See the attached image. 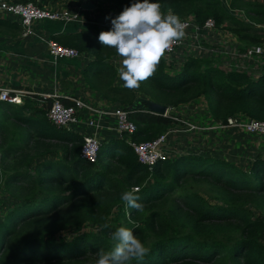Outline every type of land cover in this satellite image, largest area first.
<instances>
[{
	"label": "trees",
	"instance_id": "1",
	"mask_svg": "<svg viewBox=\"0 0 264 264\" xmlns=\"http://www.w3.org/2000/svg\"><path fill=\"white\" fill-rule=\"evenodd\" d=\"M110 1L122 11L132 3ZM154 2L164 13L193 15L199 25L210 17L216 27L231 30L243 42H264V0ZM237 9L245 19L232 11ZM19 27L0 17V31ZM51 37L92 56L83 68L84 79L125 107L136 124L130 134L136 141L152 139L179 122L171 112L137 106V91L166 106L203 97L216 122L236 113L264 119V72L254 77L242 69L226 70L209 57L189 56L171 74L161 57L155 74L139 89L129 90L115 84L117 70L108 59L116 51L103 47L99 35L73 31ZM28 96L22 103L0 99V185L16 200L0 220V264H84L93 255L98 258L101 249L111 251L110 234L122 226L133 227L130 221L139 225L134 234L150 249L143 261L132 264H264L262 155L249 159L245 168L191 151L160 157L149 168L137 159L123 133L101 142L96 161L90 162L79 154L82 133L47 119L53 97ZM135 186L143 211L128 208L120 199ZM115 207L119 227L117 215L110 220ZM86 223L97 229L56 238Z\"/></svg>",
	"mask_w": 264,
	"mask_h": 264
},
{
	"label": "crops",
	"instance_id": "2",
	"mask_svg": "<svg viewBox=\"0 0 264 264\" xmlns=\"http://www.w3.org/2000/svg\"><path fill=\"white\" fill-rule=\"evenodd\" d=\"M87 0H43L42 5H46L54 8L70 7L79 11L82 20H72L68 22H61L58 20L41 19L36 21L35 30L36 34L23 36L21 34V26L16 19L10 14L0 15L2 18H7L12 22L19 24V31H0V88L9 87L16 88L23 92V96L32 94H38L39 96L47 97L57 94L58 96H74L83 98L89 104L96 107H112L118 103L112 102L105 98L100 92L86 82L83 76V68L87 64L88 60L92 58L89 53H80L78 56L59 57L52 58L47 51V45L40 36L45 35L51 37V34L55 33H67L73 31H82L90 35H99L101 31H108L111 29V18L118 16L122 10L119 6L110 0H93L94 7L83 8L82 4ZM238 14L237 10H232ZM168 12H166L167 14ZM239 15V14H238ZM218 28L211 32L199 33V37L205 39V41L221 39L222 31L216 34ZM235 34V33H234ZM214 39V40H213ZM242 44V42L240 41ZM263 42L259 44L264 48ZM245 44H247L245 42ZM244 44V45H245ZM211 49V48H209ZM242 51V49H238ZM215 50H210L214 54ZM113 54L108 60L111 62ZM198 55H201L198 54ZM237 56H233L231 53V60L235 58L233 63L231 60H219L217 61L219 66L228 69H242L249 72L252 76L257 77L264 72V52L259 55H253L250 58H243L236 53ZM209 56L208 51L205 55ZM212 57H214L212 55ZM173 62V61H172ZM240 64L241 67H237ZM225 69V68H224ZM115 84L123 86L124 83L118 75V70L115 77ZM22 85L23 87H18ZM28 86L29 89L24 86ZM137 94V106H140L145 100L141 96H146L143 92H136ZM28 96V97H29ZM64 96V97H65ZM33 97V96H32ZM35 98V97H34ZM199 99V100H198ZM201 97L194 99L190 103H182L173 107L172 111L179 114L180 122L176 123L170 129H173L170 135H167L166 141L163 144L164 154L166 156H174L171 151L173 147L177 146V143L182 140V132L188 131L186 134L196 135L191 137L190 141L199 143L198 147L203 151L205 147L209 149L208 155L212 154L216 157H222L224 152H230L234 147L239 156L243 151L253 150L249 157H253L255 154L264 152V134L251 133L244 128H239L233 125L209 127L214 123L211 118L207 104L205 108L201 106L203 114L207 113L206 120H202L198 114L197 103L199 105ZM34 100V99H33ZM206 103V102H205ZM189 107L186 112L184 109ZM81 111L80 122L72 125V129L81 132H91L92 126L87 125L84 121L93 115V110H86L83 113ZM239 116H246L243 113H236ZM186 125L181 133L175 135L176 125ZM189 124H197L202 126L200 129H190ZM192 131H195L193 133ZM96 135L101 142L110 140L115 137H121L122 134L118 132L115 127V119L111 115H103L100 120V125L97 127ZM187 136V135H186ZM218 145L216 148L212 147ZM248 145L247 148H244ZM221 146L223 149H218ZM191 148L188 144L185 148ZM228 149V150H227ZM221 150V151H219ZM236 150L234 151L236 153ZM176 153H184V151H175ZM189 152V151H185ZM197 152V151H196ZM264 154V153H263ZM234 155V154H232Z\"/></svg>",
	"mask_w": 264,
	"mask_h": 264
},
{
	"label": "built area",
	"instance_id": "3",
	"mask_svg": "<svg viewBox=\"0 0 264 264\" xmlns=\"http://www.w3.org/2000/svg\"><path fill=\"white\" fill-rule=\"evenodd\" d=\"M10 14L21 26V34L23 36L36 34L35 23L41 19L58 20L61 22H68L72 20H82L79 11L75 8L61 7L54 8L46 5H40L33 1H21V0H0V15ZM182 22L187 25L185 37L172 45L170 50H167L163 57L169 60L176 50L188 48L189 52L194 51L193 56H203V52H207L213 49H209L203 44V40L199 37V33L211 32L215 30L216 25L212 18H207L202 25L197 24L193 15H188L181 18ZM112 27V25L110 24ZM40 38L45 41L47 45V51L52 58L59 57L78 56L80 52L75 47L61 44L52 37H46L41 35ZM196 52L201 55L196 54ZM264 52V48L260 44L247 43L242 47V51L237 50L236 53L243 58H250L253 55H259ZM210 57V56H205ZM170 61V60H169ZM168 63V62H167ZM22 91L16 88L1 87L0 99H4L10 102L22 103L21 99ZM65 96V95H62ZM52 102L46 107L47 119L57 126H63L72 129L73 124L80 122L81 111L88 109L93 110V115L85 119V123L93 127L91 132L82 133V143L80 147V156L90 162H95L98 156V150L101 144L99 137L96 135L97 127L100 125V120L103 115H111L115 119V127L121 134H127V142L132 147L137 159L147 165L149 168L160 157L165 156L163 150V144L166 141L167 133L169 130H165L158 134L156 137L148 140L136 141L130 137L136 129V124L128 118V113L125 107L122 105H116L112 107H96L86 102L83 98L74 96H65L71 103L63 102L57 94L52 95ZM41 101V100H40ZM173 107L167 105L163 114L173 113L174 117L180 122V116L172 111ZM82 112V113H83ZM156 112V111H155ZM160 113V112H158ZM233 125L239 128H244L251 133L264 134V119H254L248 116H239L237 114L230 115L226 118V122H216L209 127L227 126ZM190 129H200L202 126L197 124H189ZM170 129V128H169ZM264 153V152H263ZM264 160V154H262ZM137 186H135L136 188ZM262 235L264 240V226L262 229Z\"/></svg>",
	"mask_w": 264,
	"mask_h": 264
},
{
	"label": "clouds",
	"instance_id": "4",
	"mask_svg": "<svg viewBox=\"0 0 264 264\" xmlns=\"http://www.w3.org/2000/svg\"><path fill=\"white\" fill-rule=\"evenodd\" d=\"M109 18L112 27L101 31L98 40L122 57L119 77L129 90L139 89L152 77L165 52L186 35L187 25L181 18L171 11L164 13L162 5L154 0H132L118 16ZM137 192L136 188L125 191L120 199L128 208L143 211ZM130 222L133 227L122 226L110 234L113 247L111 251L99 250L96 264H132L149 254L150 249L134 234L139 225Z\"/></svg>",
	"mask_w": 264,
	"mask_h": 264
},
{
	"label": "rangeland",
	"instance_id": "5",
	"mask_svg": "<svg viewBox=\"0 0 264 264\" xmlns=\"http://www.w3.org/2000/svg\"><path fill=\"white\" fill-rule=\"evenodd\" d=\"M223 1L225 2V4H228V2H229V0H223ZM238 14H239V17L245 19V13L242 10H239ZM219 31H222V37H221L222 40L218 39V40H215L214 42H212V40L205 41V39L203 38V44L206 47L215 50L214 54H213V52H210V51H208V54L210 56L209 58L212 59L213 64L218 65V66H219V64H218L217 61H219V60H231V53H232L233 56H237L236 55L237 50L238 49H242V47L245 44V42L241 41L237 37V35L234 34V32H232L231 30H228L226 28L218 27V30L216 31L217 35H218ZM240 41L242 42V44L240 43ZM262 44L264 45V42ZM200 53L196 52V54H200ZM194 54H195L194 51L189 52L188 48L185 47L183 49L176 50V52H174L173 55L170 56V58H169L170 61L166 60L162 56L164 58V60H166V62H168L167 66H166V70L168 72H170L171 74L177 73L180 70V67H181L182 63L184 62V60L187 57H189V56H193ZM203 55H205V52H203ZM212 55L214 57H212ZM235 60H239V59L235 58ZM235 60L232 59L231 61L233 63H235L236 62ZM111 63L116 67V70H118V75H119V69H120L121 64H122V57H120L119 55L113 56V58L111 60ZM237 67H241V65L239 64ZM224 68L226 70H229L228 67H224ZM121 82H123V81L121 80ZM21 87H23V86H21ZM23 98H25V97L23 96V92H22V95H21L22 101H23ZM141 98L144 99V100H153L148 95H146L144 97L141 96ZM200 101L201 102H199V105L197 103V106H199V108H197V111H198V114L200 115V118H202V120H206L207 113L203 114V111L201 109V106H203L204 108L206 107L205 106L206 103H205V100H204L203 97H201ZM188 110H189V107L184 109V111H186V112ZM185 127H186V125H185ZM185 127H184V125L180 124V126H178V124H177L176 127H175V130H179V131L175 132V135L176 134L178 135L179 133H181ZM167 130H169L167 135H170L173 129H167ZM187 132L188 131L182 132V135H181V139L182 140H180L177 143V146L173 147L174 150L171 151L172 155H174V156L178 155L179 153H176L175 151H180V150L184 151V152L185 151H189V152L192 151V153H193V152L197 151L199 153H207L208 154L209 149L207 147H205L204 150L202 151L198 147V145H199L198 142H196L194 144L193 141H190L191 137H194L196 135L186 134ZM192 132L195 133V131H192ZM188 144L191 145V148L190 147L185 148V147H187ZM217 146L218 145H214L212 147V149L216 148ZM247 147H248V145H246L244 148H247ZM218 149H223V147L219 146ZM247 149H249V148H247ZM235 150L236 149L234 147H232V149L230 150L229 153L228 152H224L223 155H220V156H222L223 158H225L226 160H228L230 162H234L236 164H240L241 166H244L245 168H247L249 166V164L252 162V161L250 162L249 159L254 160V157L256 156V154H255L253 157L252 156L249 157L251 155V152L253 153V150H247L246 152L243 151L241 153V156H239L240 152H238L236 150V153H235L234 152ZM219 151H221V150H219ZM164 152H165V150H164ZM232 154H234V155H232ZM258 154H260V153H258ZM244 162H246L245 165L242 164ZM15 201H16L15 198H13L12 196H9V194L5 191L4 187L2 185H0V220L4 216V211L7 208V206H12ZM252 209L254 211V214H257V212H259L258 209L254 208L253 206H252ZM118 213H119V209L117 207H115L114 210L111 212L112 215L110 217V220L113 221L116 218L115 216L117 215V219H116L118 221V224H116L117 227H119L121 225V220H119L120 216L118 215ZM94 229H97V227L95 225H93L92 223H86V224H84V225H82L80 227H76V228L72 227L70 229L61 231L62 234L57 235L56 238L68 237V236L72 235L73 233H75L77 231H81V230H94ZM97 259L98 258L97 257L95 258V256L93 255L90 258H87L85 260L84 264H96Z\"/></svg>",
	"mask_w": 264,
	"mask_h": 264
},
{
	"label": "water",
	"instance_id": "6",
	"mask_svg": "<svg viewBox=\"0 0 264 264\" xmlns=\"http://www.w3.org/2000/svg\"><path fill=\"white\" fill-rule=\"evenodd\" d=\"M82 7L87 9L94 7L93 0H87L82 4ZM140 106L160 113L164 112L167 107L165 104L153 100H145Z\"/></svg>",
	"mask_w": 264,
	"mask_h": 264
}]
</instances>
